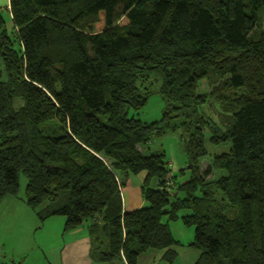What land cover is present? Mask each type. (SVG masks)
<instances>
[{
    "label": "trees",
    "instance_id": "16d2710c",
    "mask_svg": "<svg viewBox=\"0 0 264 264\" xmlns=\"http://www.w3.org/2000/svg\"><path fill=\"white\" fill-rule=\"evenodd\" d=\"M7 10L0 203L25 173L40 221L88 225L103 264H136L148 248L173 263L182 243L170 221L187 209L195 264H264V0H9ZM156 85L166 105L144 121ZM171 131L188 157L181 182L165 152L142 149ZM208 141L229 148L203 169ZM130 173L144 174L147 204L124 210Z\"/></svg>",
    "mask_w": 264,
    "mask_h": 264
},
{
    "label": "crops",
    "instance_id": "0c3cea01",
    "mask_svg": "<svg viewBox=\"0 0 264 264\" xmlns=\"http://www.w3.org/2000/svg\"><path fill=\"white\" fill-rule=\"evenodd\" d=\"M131 176L133 173L121 188L124 210H134L147 203L142 183L135 189ZM65 221L63 215L40 221L22 195L6 196L0 203V264H29L32 255L42 260L38 264H103L92 255L89 226L66 231ZM175 237L182 245L178 246V256L171 264H195L200 250L196 251L194 246L186 249L181 238ZM166 250L148 248L139 255L136 264H169L164 259Z\"/></svg>",
    "mask_w": 264,
    "mask_h": 264
},
{
    "label": "rangeland",
    "instance_id": "374dc122",
    "mask_svg": "<svg viewBox=\"0 0 264 264\" xmlns=\"http://www.w3.org/2000/svg\"><path fill=\"white\" fill-rule=\"evenodd\" d=\"M9 0H0V9L3 11L8 27L12 26V21L10 17V13L7 10ZM158 85L154 86V93L150 96V99L148 103L145 105V107L139 111L137 116L144 121H153L158 120L161 118L163 109L166 105V101L163 99L161 94L158 92ZM207 148L209 151L208 156H206L202 160V168L205 169L208 166V162L211 161V157L216 153H221L223 151H226L229 148V145L226 144H213L212 142H207ZM142 149L145 153H151V152H165V157L169 162V165L171 167V175H174V179L176 181L181 182L185 179H187L190 176L189 168H187L188 163V157L187 154L183 148V144L181 142V139L179 137V132H168L165 135L155 137L151 142H149L146 145L142 146ZM182 169L185 170V172H182ZM213 176V175H211ZM144 178V174H133L131 176V183L133 184V187L136 189V185L142 183V180ZM20 186H19V194L25 196L26 192V186L28 182V178L25 173L20 172ZM156 179L152 181V184L156 185ZM134 189V190H135ZM147 204V203H146ZM188 210H182L180 211V218L176 221H170L171 228L174 232V235L181 238L184 246L186 249H189L190 246L189 243L193 241L194 239V226H187L183 223L181 217L183 214L187 213ZM164 221H167V217L165 216L163 218ZM189 245V246H188ZM181 247V246H180ZM196 250V249H195ZM196 251H199L198 249ZM36 259V260H35ZM40 258H36L32 255V258H30L29 264H38L41 261H38ZM49 264V262H47Z\"/></svg>",
    "mask_w": 264,
    "mask_h": 264
},
{
    "label": "built area",
    "instance_id": "2783aa9c",
    "mask_svg": "<svg viewBox=\"0 0 264 264\" xmlns=\"http://www.w3.org/2000/svg\"><path fill=\"white\" fill-rule=\"evenodd\" d=\"M0 253H1V249H0Z\"/></svg>",
    "mask_w": 264,
    "mask_h": 264
}]
</instances>
